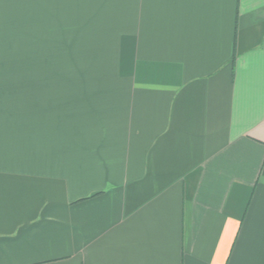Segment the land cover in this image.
Instances as JSON below:
<instances>
[{"label": "crops", "instance_id": "crops-1", "mask_svg": "<svg viewBox=\"0 0 264 264\" xmlns=\"http://www.w3.org/2000/svg\"><path fill=\"white\" fill-rule=\"evenodd\" d=\"M0 264H264V0H0Z\"/></svg>", "mask_w": 264, "mask_h": 264}]
</instances>
